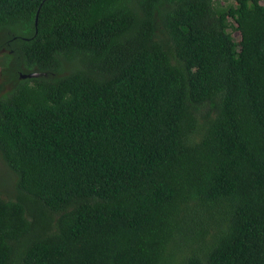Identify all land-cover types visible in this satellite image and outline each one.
Here are the masks:
<instances>
[{"label": "trees", "instance_id": "16d2710c", "mask_svg": "<svg viewBox=\"0 0 264 264\" xmlns=\"http://www.w3.org/2000/svg\"><path fill=\"white\" fill-rule=\"evenodd\" d=\"M232 1L0 0V264H264V0Z\"/></svg>", "mask_w": 264, "mask_h": 264}, {"label": "rangeland", "instance_id": "374dc122", "mask_svg": "<svg viewBox=\"0 0 264 264\" xmlns=\"http://www.w3.org/2000/svg\"><path fill=\"white\" fill-rule=\"evenodd\" d=\"M218 5L225 6L227 4L233 3L232 0H217ZM231 23L235 25L234 21L230 19ZM233 39L235 41L240 40V33L234 28H229ZM6 84L3 82L2 67L0 66V89L5 87ZM15 175L5 166L2 158L0 156V191L4 197H13L14 196V183Z\"/></svg>", "mask_w": 264, "mask_h": 264}, {"label": "water", "instance_id": "95a60500", "mask_svg": "<svg viewBox=\"0 0 264 264\" xmlns=\"http://www.w3.org/2000/svg\"><path fill=\"white\" fill-rule=\"evenodd\" d=\"M39 75L38 72H30L27 74H20L21 78H26V77H37Z\"/></svg>", "mask_w": 264, "mask_h": 264}]
</instances>
